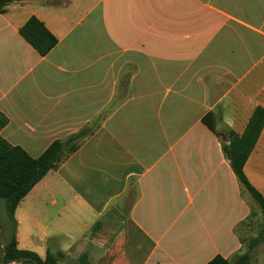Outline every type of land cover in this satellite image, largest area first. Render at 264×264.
<instances>
[{
    "label": "crops",
    "instance_id": "0c3cea01",
    "mask_svg": "<svg viewBox=\"0 0 264 264\" xmlns=\"http://www.w3.org/2000/svg\"><path fill=\"white\" fill-rule=\"evenodd\" d=\"M33 15L58 38L46 55L19 32ZM257 105L264 0L13 1L0 12L2 136L37 157L89 129L16 208L18 248L62 251L61 264L234 259L257 204L203 117L241 134ZM244 171L264 196V128Z\"/></svg>",
    "mask_w": 264,
    "mask_h": 264
},
{
    "label": "trees",
    "instance_id": "16d2710c",
    "mask_svg": "<svg viewBox=\"0 0 264 264\" xmlns=\"http://www.w3.org/2000/svg\"><path fill=\"white\" fill-rule=\"evenodd\" d=\"M13 1L17 0H0V12H5ZM19 32L41 55L48 54L58 43V38L34 15L25 22ZM203 120L221 139L223 151L242 187L250 193L264 214V196L249 181L244 171L246 161L264 128V107H255L241 134L231 128L218 130L211 112L207 113ZM7 123L8 117L0 111V205L8 221L3 224L0 217V264H61V259L65 256L62 251L52 252L48 249L46 257L42 258L34 251L18 248L15 211L21 200L50 170L57 168L77 150L89 129L84 128L65 140L53 141L43 153L34 157L23 147L11 144L2 136L1 130ZM8 226L12 227L10 233H7ZM242 242H245V239L242 238ZM261 242L262 238L254 237L249 241L247 249L234 259L216 255L207 264H251L254 259L253 251ZM87 258V253L80 256L84 264H88Z\"/></svg>",
    "mask_w": 264,
    "mask_h": 264
},
{
    "label": "rangeland",
    "instance_id": "374dc122",
    "mask_svg": "<svg viewBox=\"0 0 264 264\" xmlns=\"http://www.w3.org/2000/svg\"><path fill=\"white\" fill-rule=\"evenodd\" d=\"M95 123V122H94ZM0 217L3 224H7V217L5 215L4 209L0 205ZM242 237L245 238L246 248L249 244V241L254 237L262 238V242L256 247L253 253L260 251L264 255V214L262 213L260 207L257 205L253 210L246 222L243 223L241 228ZM12 230L11 226H8L7 233H10ZM264 259L261 260V262ZM17 264V263H16Z\"/></svg>",
    "mask_w": 264,
    "mask_h": 264
}]
</instances>
